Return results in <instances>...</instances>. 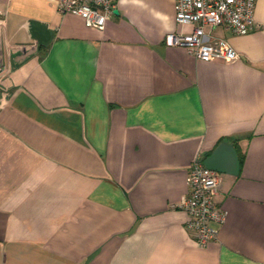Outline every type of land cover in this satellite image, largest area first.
Listing matches in <instances>:
<instances>
[{"label": "crops", "instance_id": "crops-1", "mask_svg": "<svg viewBox=\"0 0 264 264\" xmlns=\"http://www.w3.org/2000/svg\"><path fill=\"white\" fill-rule=\"evenodd\" d=\"M175 0H118L102 30L50 0H0V264H264L260 26L209 31L239 54L168 47ZM233 146L199 247L178 208L191 161Z\"/></svg>", "mask_w": 264, "mask_h": 264}, {"label": "built area", "instance_id": "built-area-1", "mask_svg": "<svg viewBox=\"0 0 264 264\" xmlns=\"http://www.w3.org/2000/svg\"><path fill=\"white\" fill-rule=\"evenodd\" d=\"M57 10L82 19L85 26L102 30L112 16L118 0H50ZM255 0H175L174 20L177 26H189L164 36L168 47L180 48L205 61L235 62L239 54L225 41L210 36L209 31L224 28L236 35L247 34L260 26L253 16ZM219 173L206 168L200 156L187 170V192L178 204L186 215V228L195 244L205 247L215 241L224 210L216 203Z\"/></svg>", "mask_w": 264, "mask_h": 264}, {"label": "water", "instance_id": "water-1", "mask_svg": "<svg viewBox=\"0 0 264 264\" xmlns=\"http://www.w3.org/2000/svg\"><path fill=\"white\" fill-rule=\"evenodd\" d=\"M203 165L217 173L237 175L239 161L232 145L220 142L212 152L203 159Z\"/></svg>", "mask_w": 264, "mask_h": 264}]
</instances>
